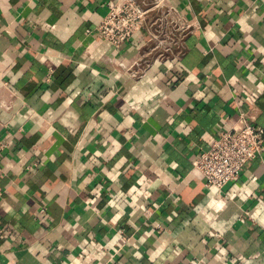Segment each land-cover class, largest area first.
I'll return each mask as SVG.
<instances>
[{"label": "crops", "instance_id": "0c3cea01", "mask_svg": "<svg viewBox=\"0 0 264 264\" xmlns=\"http://www.w3.org/2000/svg\"><path fill=\"white\" fill-rule=\"evenodd\" d=\"M108 1L0 0V264H264V151L223 193L193 167L264 127V0H171L162 60Z\"/></svg>", "mask_w": 264, "mask_h": 264}, {"label": "built area", "instance_id": "2783aa9c", "mask_svg": "<svg viewBox=\"0 0 264 264\" xmlns=\"http://www.w3.org/2000/svg\"><path fill=\"white\" fill-rule=\"evenodd\" d=\"M108 11L96 28L99 37L116 48L138 36L147 29L156 58L162 60L173 52L174 45L181 49L178 30L191 25L181 24L175 15L176 7L171 0H110ZM182 52L181 50L179 53ZM144 72L150 67L148 59L139 60ZM264 151V127L252 122L246 113H241L240 124L220 131L210 147L203 150L193 162L201 173L207 187L223 193L237 181L245 164ZM140 183V189L144 188ZM46 208H41L44 213Z\"/></svg>", "mask_w": 264, "mask_h": 264}]
</instances>
